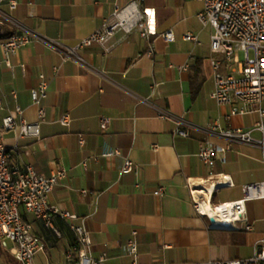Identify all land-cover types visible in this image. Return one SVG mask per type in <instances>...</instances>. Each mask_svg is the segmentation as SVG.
I'll list each match as a JSON object with an SVG mask.
<instances>
[{
	"label": "crops",
	"instance_id": "crops-1",
	"mask_svg": "<svg viewBox=\"0 0 264 264\" xmlns=\"http://www.w3.org/2000/svg\"><path fill=\"white\" fill-rule=\"evenodd\" d=\"M133 2L17 0L12 9L8 0H0V41L12 34L32 38L15 54L0 51V136L10 150L9 162L31 164L46 176L65 169L49 203L75 215L72 220L55 217L49 228L23 213L44 246L34 264H74V252L67 257L75 241L71 224L87 229L91 254H105L108 264H131L124 252L131 239L137 243L138 264L246 259L264 240V199L245 203L251 230L220 229L197 215L188 184L213 176V187L199 186L217 204L243 198L246 184L264 182V147L231 142L221 134L251 129L260 116L254 111L231 115L229 105L211 97L212 59L221 55L210 49L211 27L197 18L200 1ZM127 7L136 10L148 38L141 36L142 28L120 30L104 46L77 48L80 60L65 59L63 52L75 49L116 8ZM168 29L174 34L170 42L162 38ZM187 32L197 40H184ZM40 76L48 83L47 96L34 105L30 93ZM160 112L166 116L159 117ZM8 115L17 123L20 117L39 120L40 135L17 138L15 131H5ZM179 120L186 137L175 133ZM251 135L264 142V131ZM205 142L226 149L212 166L197 154ZM109 149L119 154L103 156ZM126 158L135 169L123 173ZM159 187L164 192L155 195ZM12 247L9 241L0 243V264H18Z\"/></svg>",
	"mask_w": 264,
	"mask_h": 264
},
{
	"label": "built area",
	"instance_id": "built-area-1",
	"mask_svg": "<svg viewBox=\"0 0 264 264\" xmlns=\"http://www.w3.org/2000/svg\"><path fill=\"white\" fill-rule=\"evenodd\" d=\"M8 1L10 8L16 7L17 0ZM136 1L138 0H134L133 3ZM197 1L203 5L202 10L197 14L199 22L212 29L210 49L213 53L221 55L220 59H212L214 88L210 94L211 97L219 105H229L231 115H244L254 111L260 116V121L251 129L233 128L221 131V134L231 142L259 144L264 147L263 141L255 140L251 135L253 130L264 131V0ZM127 8H116L111 17L104 20L91 35L82 39L75 49L63 52L65 59L80 60L75 51L77 48L94 43L104 46L120 30L130 32L136 27L142 28L141 36L148 38L149 32L136 10L131 11ZM162 38L168 42L173 41L172 30H166ZM33 39L47 42L46 39L37 36ZM184 40L196 41L197 37L187 32ZM31 41L32 38L26 34H12L0 41V51L5 55H12ZM230 67H232L231 71L227 72ZM47 88V81L40 76L37 87L30 93L34 105H39L41 100L46 98ZM17 113L22 114V110L17 109ZM38 113L42 117L43 109L39 108ZM165 116V113H159V117L164 118ZM61 122L64 125L68 124L65 118ZM182 124L179 120L175 133L186 137L188 132L182 128ZM107 125L108 119L101 118L100 128L105 130ZM3 129L15 131L17 138H37L40 135V121L28 122L20 117L17 123L11 115H8L3 119ZM225 150V148L205 142L197 154L204 164L212 166L216 160L224 157ZM116 154H119L118 149H109L103 153V156ZM9 159L10 150L0 136V243L3 241L12 243V255L18 264H34L36 253L44 246L38 237L32 235L31 225L24 219L23 213L42 220L49 228H53L52 220L55 217L74 219L75 215L60 211L49 203L50 193L66 176V171L58 169L46 176L39 173L31 164L19 167L11 165ZM134 169V163L126 158L122 172L127 173ZM199 185L213 187V176L204 180L203 184H198L196 181L188 184L195 212L205 217L210 226L232 230L241 227L244 231L252 229L245 217V203L252 199H264V182L246 184L243 186V198L217 204L203 193L201 190L203 188ZM163 192L164 188L159 187L154 194L160 195ZM241 223L242 226H240ZM71 229L75 241L72 250L67 252V257H72V252H74V264H108L105 254L98 257L91 254L90 234L83 225L71 224ZM124 252L131 257V264H138L136 261L137 243L134 239L128 241ZM177 264H264V240L258 243L253 254L246 259Z\"/></svg>",
	"mask_w": 264,
	"mask_h": 264
},
{
	"label": "rangeland",
	"instance_id": "rangeland-1",
	"mask_svg": "<svg viewBox=\"0 0 264 264\" xmlns=\"http://www.w3.org/2000/svg\"><path fill=\"white\" fill-rule=\"evenodd\" d=\"M250 56H252L251 52H250Z\"/></svg>",
	"mask_w": 264,
	"mask_h": 264
}]
</instances>
